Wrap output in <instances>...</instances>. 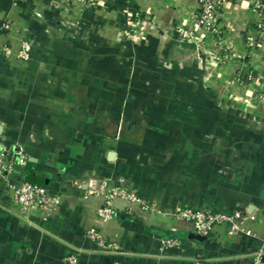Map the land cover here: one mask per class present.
<instances>
[{"label": "crops", "instance_id": "obj_1", "mask_svg": "<svg viewBox=\"0 0 264 264\" xmlns=\"http://www.w3.org/2000/svg\"><path fill=\"white\" fill-rule=\"evenodd\" d=\"M130 10L145 19L139 38L127 33ZM197 11L198 0H0L11 25L0 41L35 37L28 64L0 56V144L28 154L0 176V264H70L74 252L76 264H254L264 239L262 16L254 0L228 1L219 35L181 42L176 24L197 27ZM151 71L180 90L142 97ZM148 96L165 101L162 128L125 124L131 101ZM159 149L168 152L161 167L147 156ZM90 177L127 185L147 208L118 200L119 214L102 222ZM22 181L58 196L59 211L43 220L18 210L7 184ZM178 206L242 210L256 236L220 226L199 237L172 215ZM91 227L120 251L99 250ZM168 237L180 246L163 250Z\"/></svg>", "mask_w": 264, "mask_h": 264}, {"label": "built area", "instance_id": "obj_2", "mask_svg": "<svg viewBox=\"0 0 264 264\" xmlns=\"http://www.w3.org/2000/svg\"><path fill=\"white\" fill-rule=\"evenodd\" d=\"M82 1L86 4L95 5V0ZM228 1L236 0H198L197 27L191 28L181 23L176 24L175 32L177 38L181 42L194 43L198 39L205 40L211 35H219L221 33L219 21L222 9ZM254 5L255 10L262 16L260 29L264 38V0H254ZM126 19L133 34L135 32L140 34L141 25L143 20H145L141 13L137 10H130ZM133 24L136 27L133 28ZM2 28L0 26V31ZM0 52L7 56L12 54L10 48L5 45L0 47ZM18 56L22 59H28L29 46L24 45ZM27 161L28 154L24 147L21 146L14 149L11 146L0 144V176H5L7 173L12 172L16 164L26 165ZM7 186L11 193V199L18 210L28 213L37 212L43 220L50 219L61 207V199L52 195L45 187L39 184L22 181L17 184L8 182ZM87 193L103 198V204L98 208V215L102 222H110L119 214L115 205L118 200L141 203L143 208H147L144 200L127 185H109L105 179L100 180L96 177H90L87 182ZM128 209L132 211V207H128ZM172 215L191 222L195 233L203 237H211L213 232L220 226L225 227L230 237L237 235L256 236L246 224L251 217L242 210L227 213L216 211L211 207L191 208L178 206ZM86 237L95 242L101 251L113 254H117L120 251L119 246L97 227L89 228L86 231ZM179 246L180 241L177 238L168 237L162 241L163 250ZM79 255L80 252H74L68 255L66 260L70 264H76ZM115 264L120 263L116 261ZM195 264L205 263L197 259ZM254 264H264V239L262 240V246L254 254Z\"/></svg>", "mask_w": 264, "mask_h": 264}, {"label": "rangeland", "instance_id": "obj_3", "mask_svg": "<svg viewBox=\"0 0 264 264\" xmlns=\"http://www.w3.org/2000/svg\"><path fill=\"white\" fill-rule=\"evenodd\" d=\"M48 22V21H47ZM55 25L54 20L49 21V23L46 25V27L52 28L54 31L53 25ZM0 26H2V30L0 31V37L1 35H3L5 33V31H10L11 30V25L8 21H2L0 20ZM130 27V26H129ZM131 27L129 29H127V33L134 38H139L140 34L138 32H135L133 34V31L130 30ZM47 30V29H46ZM49 33L52 32L50 30H48ZM50 36V35H49ZM10 39V38H9ZM13 40V41H12ZM35 37L34 36H30V35H24V34H20V36L18 37H12L10 41L12 42H2L0 41V47L5 45L8 46L10 48V50L12 51V54L7 56L4 55L2 52H0V56L4 57L7 60H16L18 62L24 63V64H28L29 61L32 58V49L33 46L35 44ZM24 45H28L29 46V57L28 59H22L20 58L18 55H20L22 48ZM155 74H153V71H151L150 73H148L149 75V80L151 81L150 83L147 82L146 84L142 85V89H141V93H142V97H146V95H148V93H153V92H159L161 93L162 90L164 89H169L172 91H179L180 90V86L179 85H169L166 84L164 85L163 83L157 81V77L156 75L158 74L157 71L154 72ZM157 73V74H156ZM152 80H154V82H152ZM157 81V82H156ZM150 98V96H148ZM148 97L146 99H138L136 101H131L132 102V108L131 111L133 110V113H129L126 112L127 114L124 116V123L129 125L130 127H140L143 128L144 126H147L148 123L152 124L153 126H161L164 124V121L166 119V116L163 115V107L165 106V101L162 99H148ZM171 102V101H170ZM172 104H173V108H176L177 110L179 109V100H172ZM145 110H149V114H145L142 111ZM140 112V113H139ZM174 118L178 119V116H175ZM172 117L169 118L172 121H177L176 119H174ZM149 124V125H150ZM160 134L162 135L163 132H160ZM167 134V133H166ZM158 135V133H156V136ZM167 150L166 149H159L157 151H155L153 154L147 155V156H152L150 157V161L152 160L154 163H156L158 166H162L163 163L165 162V157L167 156Z\"/></svg>", "mask_w": 264, "mask_h": 264}, {"label": "water", "instance_id": "obj_4", "mask_svg": "<svg viewBox=\"0 0 264 264\" xmlns=\"http://www.w3.org/2000/svg\"><path fill=\"white\" fill-rule=\"evenodd\" d=\"M199 237H203V236L199 235ZM204 238H205V237H204Z\"/></svg>", "mask_w": 264, "mask_h": 264}]
</instances>
